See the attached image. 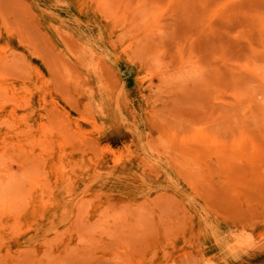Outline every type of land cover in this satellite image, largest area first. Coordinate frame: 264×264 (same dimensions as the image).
I'll use <instances>...</instances> for the list:
<instances>
[{
	"label": "rangeland",
	"instance_id": "374dc122",
	"mask_svg": "<svg viewBox=\"0 0 264 264\" xmlns=\"http://www.w3.org/2000/svg\"><path fill=\"white\" fill-rule=\"evenodd\" d=\"M6 37L16 42V46L20 45L23 52L38 62L50 76L53 99L52 103L46 101V107L56 113L54 126H58L57 132L61 129L60 132L77 131L74 126L78 120L89 130L86 138H89L94 153L91 151L83 156H90L93 164L96 162L100 166L95 176L101 180L94 188L93 197L84 202L87 205L91 201L97 203V210L104 213L108 209L109 212L117 210L110 222L114 229L137 225V229H142L150 223L152 225L153 219L160 216L164 226L168 223V227H173L166 226L170 231L176 226L180 231L183 226L181 221L194 220L212 231H230V225L237 218L238 210L233 211L236 206L223 201L220 184L207 181L210 179L209 172L201 170L198 173L201 181L198 169H194L193 165L201 162L210 172L221 171L215 164L226 157L214 158L210 153L214 148L202 144L204 142L200 138L215 130L216 125V129L228 126V131H224V135L219 133L217 137L221 143L228 142L226 151L231 162L228 174L234 177L240 169L244 173L246 171L241 174L243 183L237 190L250 193L248 195L254 198L252 201L255 204L264 205V172L260 170L264 169V0H0V39ZM182 63H186L184 67ZM53 69L57 73H52ZM120 71L124 74L121 75ZM199 72L201 75H197ZM69 76L73 78L69 80ZM76 81H79V86ZM194 83L200 84H196L200 88L194 89ZM56 87H59L58 92ZM96 100L100 107L95 105ZM61 119L64 122L61 123ZM239 131L243 135V141L239 143L243 148L234 150L235 145L230 143L236 141ZM160 145H169L165 149L172 152L164 151ZM109 147L123 148L121 150L132 160L138 159L151 168L148 183L152 186L147 191L146 204L141 198H129L132 195L127 200L116 199L118 188L109 180L114 171L104 166L113 156ZM199 147L202 153H199ZM166 152L168 155H165ZM185 157H190L192 161ZM211 159L213 161L209 162ZM248 160L256 163L253 171L242 166ZM184 163L187 165L184 166ZM208 163L209 166L211 163L210 168ZM187 166H190L189 170ZM102 167L107 171H103L105 168ZM182 167H186L187 171ZM10 168L17 170L16 165H10ZM230 168L236 170L231 172ZM254 168H258L260 177ZM190 170L197 177H192ZM216 172L211 173L215 180ZM2 173L0 170V175ZM231 190L228 187V191ZM66 197L70 198V204L77 203L76 195L67 194ZM131 213L132 218L128 217ZM169 216L176 218L169 219ZM80 224L75 221L73 233L92 232L91 228L88 231ZM79 226L80 229L77 228ZM102 235L95 234L96 239L92 237L94 242L86 249L90 255L71 253L72 256L69 254L70 258L67 256L65 259H69L64 264H81L85 257L88 258L86 264L105 261L95 254L99 247L103 248V252L122 250L116 247L117 244H112L111 238ZM128 235L131 238H125ZM125 237L123 239H132L130 233ZM111 261L109 264H117L115 260Z\"/></svg>",
	"mask_w": 264,
	"mask_h": 264
},
{
	"label": "bare ground",
	"instance_id": "6f19581e",
	"mask_svg": "<svg viewBox=\"0 0 264 264\" xmlns=\"http://www.w3.org/2000/svg\"><path fill=\"white\" fill-rule=\"evenodd\" d=\"M2 37L3 36H1V38ZM145 46L147 47L146 44ZM57 53L59 54L60 52ZM34 56L39 58V55L37 54ZM183 61L184 60H182V62ZM185 64L186 63H184L182 66L184 67ZM193 66H195L194 63ZM189 68L192 67L189 66ZM49 70L50 68L48 71ZM54 71L55 70L53 69L52 73ZM200 72L197 75H201ZM54 73L57 72L55 71ZM67 73L68 72H66V74ZM62 74H64V72ZM120 74L123 75L124 71H120ZM260 75L261 74L258 72V76ZM72 76H69V80H71ZM66 77L68 78V76ZM169 77L171 76L169 75ZM197 77L198 76H196V78ZM52 78H54V76ZM67 78L66 81H69ZM76 82L74 83L79 86V81ZM50 83L52 82L50 81V76H48L46 70L38 62L33 60L30 55L24 53L20 45L16 46V42L14 43L11 40H7V37L6 39H0V170L3 172L0 175V264H64V261H67L70 258L69 254L71 253L75 254L78 252L80 255H83L84 253L89 254L86 249L90 247V244H93V238L96 239L94 235L97 234L100 236L101 233L103 234L102 236H104V238H111L113 241L112 244H117V246H115L122 250L112 247L113 245L111 243L110 244L113 250L116 249L114 252H103V248L99 247L98 251H95V254L103 257L105 261L99 260V262L94 264H109V261L112 259V261L115 260L117 264H264V205L263 203L255 204L256 202L252 201L254 198L248 195L250 193L244 194L242 191H239V189L237 190V188H239L238 186H240L239 184L243 183V177L241 174H243L244 171L242 172L241 169L238 171L237 169L239 173L235 171L237 175L234 177H231L232 175L230 176V174H228V165L231 163L228 160L229 153L226 151L228 142L221 143L222 141H217L219 138V133H223L224 135V131H228L227 124V128L223 127L222 129H216L217 125L216 123H213L214 126L216 125L215 130H213L214 126H210V129L213 131L200 137L204 142L202 143L201 141L202 144H206L208 146L210 145L214 148H211L213 151H210V153H213L212 156L214 158L222 156L226 157L223 158L221 162H216L217 164H215V166L221 171L219 170L220 172H218L216 170V172L213 170V172H210L204 168L203 163L200 161L199 164L195 162L193 165L194 169H198L197 174L200 173L201 170L209 172L208 177L210 179H207V181H214L215 183L220 184L224 199L223 201L227 204L229 202L233 206H236L233 211L238 210L236 212L237 218H235V221H233L232 225H230V231H212L204 226L199 225L198 220L191 222L181 221V223L179 219V222L183 224L181 230L177 231L176 226L174 227L176 230L174 229L173 231H170L171 229L169 230L168 228L173 229V227H168V223L164 226L163 222H161L163 218L159 220L160 216H158L159 218L153 219L155 221L152 220L154 222L152 225L150 223V219V224L146 225V227H143L142 229H137V224H134L137 225L136 227H126L123 229V226H120L121 228L114 229L110 226V222L114 219L113 216L117 214V210L114 212V210L110 209L111 211L109 212L108 209L107 213H104L101 210H97V203L91 201L87 205V203L84 202V200H88L93 197L94 188L97 187L101 180V178L95 176V171H98L100 166L96 162L93 164L92 158L90 156H83L90 154L92 151L89 138H86V135L89 136V130L81 125V121L78 120L74 126L78 129V132L75 129L70 133L68 131L60 132L62 129L57 132L58 126H54V123L57 120L56 113L52 112L48 107H46V101L47 103H50L53 99L51 95ZM199 83L201 84L202 82ZM59 84L62 83L59 81ZM196 84L194 83V89H196V87L199 89L200 86L198 88ZM175 85L176 84H174V86ZM202 85L204 84L202 83ZM207 86L209 87V85ZM58 88L56 87L57 92ZM207 91L210 90H206V92ZM157 96L158 95H156V97ZM95 103H97L95 104L97 107H100V104L97 102V100ZM81 119L83 120L84 118L82 117ZM61 121L63 120L61 119L60 122ZM231 132L230 134L234 133ZM239 134L240 135L236 138L234 136L236 141L230 143L235 145L233 146L234 150L236 148H243V146L239 144L241 141H243V135L241 132ZM168 135L169 134H167V136ZM171 137H173V135H171ZM169 145L166 146L169 147ZM185 145L187 146L186 143ZM160 147L163 148L164 146L160 145ZM165 147L163 149L164 151L166 150ZM200 147L199 150H201ZM121 149L123 148L109 147L108 150L113 156L110 157L109 162L104 165L108 170L110 169L111 171H114L112 177H110L109 180L118 188L115 194L116 199L118 201H122L123 199L127 200L128 197L132 195L129 198L133 196L141 198L145 201L144 204H146L147 191L152 186V184L148 183L150 181L148 172L151 170V168L140 162L138 159L132 160L127 155V153ZM190 149L188 151H190ZM202 149L204 150V147ZM116 150H120V152H117ZM196 150H198V148ZM166 151L169 150L167 149ZM100 153L99 156H101ZM157 153L159 154L158 151ZM175 153L177 155V151ZM183 153L185 154V152ZM199 153H202V150ZM165 155H168L167 152ZM178 155L180 156L179 153ZM198 157L200 158V156ZM175 158H177V156ZM185 158L190 159V157ZM190 160L192 161V159ZM199 160H201V158ZM212 161L213 159H211L209 162ZM246 162H244L245 166L240 162L239 163L243 167H246L247 170L249 168L252 170V167H255L253 166L256 164L254 161L251 162L248 160ZM10 165H16L17 170L15 171L10 168ZM183 165L185 166L187 163H184ZM212 166H214L213 163ZM240 166L238 165V167ZM210 167L211 163L209 168ZM104 168L105 167H102V169ZM183 169L186 170V167ZM189 169L190 166L188 170ZM194 169H192V171L196 172L197 170ZM232 169L236 170L234 168ZM254 169H256L255 173L258 174V168ZM233 170H231V172ZM260 170L264 172L263 168ZM103 171H107L106 168ZM193 172L191 173L192 177L193 175H196ZM214 172H216V180L211 176V173L214 174ZM228 187L232 188V190L228 191ZM248 189L250 190L251 188ZM255 189H257L256 184ZM260 191L262 190L260 189ZM67 194L76 195L75 198L77 199V203L70 204V202H68L70 201V198L66 197ZM262 194H264V192H262ZM256 196H258V194ZM168 204H163V206H168ZM84 208L87 209L85 210ZM129 211L130 210L126 212ZM121 216L123 219V215ZM164 216L165 215H163V217ZM128 217L132 218V213L131 216L128 215ZM135 217L136 216L134 214V218ZM174 217L175 216H171L169 219H174ZM177 217L179 218V216ZM77 220L81 222L80 225L83 226V229L86 228L88 231H90L89 229L91 228L92 232L85 231L86 233H83V231H81L82 233L80 232L79 235L73 233L72 228L75 221L78 222ZM137 220L138 219H136V221ZM128 221L130 220L128 219ZM166 226L168 228H166ZM77 228L80 229V226ZM97 231L101 232L99 233L100 235L97 233ZM129 233L132 236V239H130L131 241L129 239H123L125 234L127 235ZM80 236L82 237V240H85V243L82 242ZM89 236H91L90 239ZM127 237H129V235L125 238ZM67 256L69 258L66 260L65 258ZM75 258L77 259V257ZM87 261L88 258L85 257L81 260V264H86ZM113 263L114 262H112V264Z\"/></svg>",
	"mask_w": 264,
	"mask_h": 264
}]
</instances>
